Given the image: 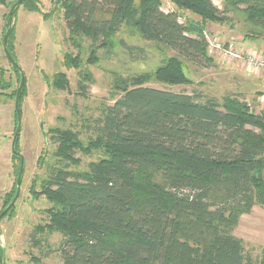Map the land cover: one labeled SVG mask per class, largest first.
Instances as JSON below:
<instances>
[{
    "label": "trees",
    "instance_id": "obj_1",
    "mask_svg": "<svg viewBox=\"0 0 264 264\" xmlns=\"http://www.w3.org/2000/svg\"><path fill=\"white\" fill-rule=\"evenodd\" d=\"M170 1L202 22H228L229 12L243 10L249 23L264 27V0H222L221 9L212 0ZM56 2L70 38H89L92 54L109 48L110 37L131 21L144 40L173 51L154 71L159 81L184 82V61L203 66L212 60L203 28L164 11L160 0H138L137 6L135 0ZM20 5L39 10L35 0ZM16 11L5 26L14 59ZM120 44L129 54L140 50ZM63 63L78 68L79 53L66 52ZM0 85L11 87L1 79ZM52 85L67 89L65 73H55ZM56 132V165L39 191L52 206L45 210L47 223L31 237L45 228L58 232L61 264H253L232 231L241 214L264 205V113L250 110L241 96L201 100L200 94L134 78L104 106L90 142L104 155L83 172L67 169L81 149L75 134Z\"/></svg>",
    "mask_w": 264,
    "mask_h": 264
},
{
    "label": "rangeland",
    "instance_id": "obj_2",
    "mask_svg": "<svg viewBox=\"0 0 264 264\" xmlns=\"http://www.w3.org/2000/svg\"><path fill=\"white\" fill-rule=\"evenodd\" d=\"M15 1L0 2V79H10L11 82V87L6 90L0 85V97L4 92L15 91L19 83V73L8 61L2 43L6 14ZM35 1L38 11L26 15L23 13L29 10L19 5L11 21L14 29L19 28L18 58L15 55V30L12 44L14 57L25 77L24 95L19 104L21 128L15 146L23 157L24 169L19 196L10 211L0 219L2 264H61L58 251L61 235L58 232L45 228L36 234L35 240L31 237L35 227L47 223L45 210L52 206L39 191L51 168L56 165V131H72L81 144V149L75 151L74 160L67 161V169L86 171L91 161H97L104 155L102 149L90 144L96 137L95 126L102 110L113 103L122 86L132 84V79L141 76L145 85L200 94L201 100L213 97L221 101L228 94L244 95L242 98L250 110L264 113V104L258 100L264 94V87L255 80L261 73L264 75V67L249 73L244 59L249 50L258 52V55L264 53V27L249 23L243 10L229 12L231 19L228 22H202L201 17L193 12L170 0H160L164 11L174 10L180 21L203 28V36L208 37L207 54L212 59L203 66L184 61L182 71L186 80L169 84L155 79L154 71L174 55L173 51L144 40L133 21L124 24L110 37L109 48H95L92 54L89 38H70L64 26L62 9L56 0ZM212 2L220 9L223 6L222 0ZM137 4L138 0H135L134 5ZM231 33H237L251 44L247 49L235 44V50L241 52L243 58L226 57L220 48L213 47L219 44L222 50L229 48ZM120 40L140 50L129 54ZM66 52L71 56L79 53L78 68L64 65ZM57 72L65 73L69 83L67 89L52 85ZM8 74L12 77L9 78ZM7 98L10 107L0 115V213L15 194L20 168V158L12 154L11 148L16 127L15 97ZM2 106L0 109L4 108ZM31 189L37 194L33 195ZM232 233L242 239L244 252L252 258L253 264H264L263 204L257 202L248 212L241 214Z\"/></svg>",
    "mask_w": 264,
    "mask_h": 264
},
{
    "label": "water",
    "instance_id": "obj_3",
    "mask_svg": "<svg viewBox=\"0 0 264 264\" xmlns=\"http://www.w3.org/2000/svg\"><path fill=\"white\" fill-rule=\"evenodd\" d=\"M23 0H16L10 7L6 18H5V26L7 25V20L9 17H11L13 11L15 9H17V7L22 3ZM10 32V28H6L4 35H3V39H2V43H3V49L5 52L6 57L10 60V62L12 63V65L17 68L18 73H19V83H18V87L16 89V94H15V99H14V109H15V116H16V127H15V131L12 137V141H11V148H12V154L15 156H18L20 158V168L17 174V178H16V191L14 196L12 197V199L10 200V202L8 203V205L2 210V212L0 213V219L2 218L3 215H5L7 213V211L14 205L17 197L19 196V192H20V183H21V176H22V172L24 169V161H23V157L22 155L16 151L15 149V144L16 141L18 139L19 136V132H20V128H21V114H20V106H19V100L21 97V93H22V89L24 87L25 84V77L23 72L21 71L19 65L17 64L16 59H14L8 49H7V38H8V34ZM1 264H2V260L0 259Z\"/></svg>",
    "mask_w": 264,
    "mask_h": 264
},
{
    "label": "built area",
    "instance_id": "obj_4",
    "mask_svg": "<svg viewBox=\"0 0 264 264\" xmlns=\"http://www.w3.org/2000/svg\"><path fill=\"white\" fill-rule=\"evenodd\" d=\"M205 39L208 42V37L205 35ZM229 48L222 50L219 44H214V48H220L221 52H223V55L226 57H232L234 58H243V54L241 52H238L235 50V44L234 42H229ZM244 59L246 60V67L249 70V73L255 72L260 67H264V53L261 55H258V52L256 53L254 50H249L245 54ZM258 100L264 104V94H262Z\"/></svg>",
    "mask_w": 264,
    "mask_h": 264
},
{
    "label": "crops",
    "instance_id": "obj_5",
    "mask_svg": "<svg viewBox=\"0 0 264 264\" xmlns=\"http://www.w3.org/2000/svg\"><path fill=\"white\" fill-rule=\"evenodd\" d=\"M25 13H26V15H28V14H32L33 15V13H35V12H33V11H26L23 14H25ZM14 23H16L15 20H14ZM14 30H15V55H16V58H18L17 57V49L19 50V47H20V45H19V40H20L19 28L15 27ZM230 37H231V40L229 42H231V41L234 42V44H236V47L238 46V47H242V49H247L249 46H251V44H250V42L248 40H244V38L238 36L237 33H231L230 34ZM8 77L11 78L12 75L8 74ZM255 80H257L259 82V85L260 86H263L264 87V75L262 73L260 75L256 76L255 77ZM7 81L10 82V79L7 80ZM240 96L243 97L244 95H240ZM7 97L8 96H6V95L5 96L4 95H1V97H0V106L1 105L4 106V108L0 109V115H1L2 112L5 111L4 109L8 108V106L10 107V101H9V99Z\"/></svg>",
    "mask_w": 264,
    "mask_h": 264
}]
</instances>
